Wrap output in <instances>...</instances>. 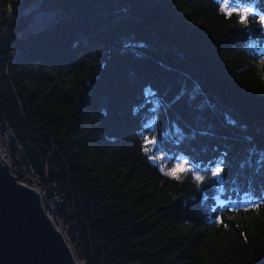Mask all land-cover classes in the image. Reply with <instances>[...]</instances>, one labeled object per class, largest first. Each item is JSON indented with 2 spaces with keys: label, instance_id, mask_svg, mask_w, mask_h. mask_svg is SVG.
Here are the masks:
<instances>
[{
  "label": "trees",
  "instance_id": "16d2710c",
  "mask_svg": "<svg viewBox=\"0 0 264 264\" xmlns=\"http://www.w3.org/2000/svg\"><path fill=\"white\" fill-rule=\"evenodd\" d=\"M35 1L0 0V118L80 264H264V0Z\"/></svg>",
  "mask_w": 264,
  "mask_h": 264
},
{
  "label": "water",
  "instance_id": "95a60500",
  "mask_svg": "<svg viewBox=\"0 0 264 264\" xmlns=\"http://www.w3.org/2000/svg\"><path fill=\"white\" fill-rule=\"evenodd\" d=\"M40 2L35 3L36 9ZM42 12L45 22L35 25V14L31 30H42L65 16L64 11L38 13ZM0 264H80L66 236L46 214L42 195L18 181L1 152Z\"/></svg>",
  "mask_w": 264,
  "mask_h": 264
},
{
  "label": "built area",
  "instance_id": "2783aa9c",
  "mask_svg": "<svg viewBox=\"0 0 264 264\" xmlns=\"http://www.w3.org/2000/svg\"><path fill=\"white\" fill-rule=\"evenodd\" d=\"M16 139L17 136L14 131L0 118V152L2 159L10 165L12 173L21 184L29 185L40 192L46 214L63 233L60 224L56 221L57 210L62 204L59 194L50 187H42L40 181L33 179L34 172L24 162L22 150L18 147Z\"/></svg>",
  "mask_w": 264,
  "mask_h": 264
},
{
  "label": "snow or ice",
  "instance_id": "6c2138e0",
  "mask_svg": "<svg viewBox=\"0 0 264 264\" xmlns=\"http://www.w3.org/2000/svg\"><path fill=\"white\" fill-rule=\"evenodd\" d=\"M223 10H225L228 15H231L232 14V11H233L231 9H228L227 8V5H225V8ZM248 14H251V11L250 10L246 11L245 12V15H242L241 16V22H244L245 21V16L248 15ZM261 22L264 23V18L261 19ZM145 95L146 96H152L154 94H152L150 91H148V92H146ZM148 126L149 125H146V127H148ZM177 131H179V130H177ZM146 143H148V144H156L157 141L153 138L151 140H147ZM144 151L145 152H149V151H151V149L148 148V147H145L144 148ZM186 164H187V161H185L184 163H178L173 169H171V171L167 172L166 174L167 175H170V176H174L177 179H179V175L178 174L179 173H182V172H185V171L188 170V168H186V166H185ZM223 172H224V168L222 166V161L221 162H217L215 168L211 171V176L214 177V178H216V180L218 182H222L221 181V177H222ZM195 178H196L197 181H200V180H203L204 179V177L203 176H200V175H196ZM221 191H223L222 188H221ZM250 206L255 207L257 205L255 204V202H253Z\"/></svg>",
  "mask_w": 264,
  "mask_h": 264
},
{
  "label": "rangeland",
  "instance_id": "374dc122",
  "mask_svg": "<svg viewBox=\"0 0 264 264\" xmlns=\"http://www.w3.org/2000/svg\"><path fill=\"white\" fill-rule=\"evenodd\" d=\"M14 1H17V2H18V1H22V0H14ZM42 1H43V0H41V2H42ZM36 2H37V0H36L35 2H33L28 8H26L25 11H23V12L29 14V13H30V10H32V9H33V10H34V9L37 10V9H36V6H35V3H36ZM41 2H40V3H41ZM39 6H40V4H39ZM40 11H41V10H40ZM40 11L37 10V11L35 12L36 17H37V15L39 14L38 12H40ZM35 14H34V15H35ZM34 15H33V19H34ZM33 19H32V20H33ZM188 165H189V166H192V167H194V168H196L198 172H201V173L204 174V175L207 174V172H202L201 169H200L199 167H197L196 165H194V164H192V163H189ZM163 169H164V171L167 173V172L171 171V169H173V167H172V166H170V167H168V168H167V167H164ZM38 192H39V191H38ZM39 193H40V192H39ZM66 238H67V241L70 243V240H69L68 236H66ZM70 245H71V244H70Z\"/></svg>",
  "mask_w": 264,
  "mask_h": 264
},
{
  "label": "bare ground",
  "instance_id": "6f19581e",
  "mask_svg": "<svg viewBox=\"0 0 264 264\" xmlns=\"http://www.w3.org/2000/svg\"><path fill=\"white\" fill-rule=\"evenodd\" d=\"M46 17V14L45 13H39L38 15H37V17H36V22H35V25H39V24H41V23H43V22H45V18Z\"/></svg>",
  "mask_w": 264,
  "mask_h": 264
}]
</instances>
